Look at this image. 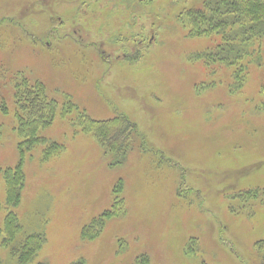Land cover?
Instances as JSON below:
<instances>
[{"label":"rangeland","instance_id":"1","mask_svg":"<svg viewBox=\"0 0 264 264\" xmlns=\"http://www.w3.org/2000/svg\"><path fill=\"white\" fill-rule=\"evenodd\" d=\"M203 1L0 0V226L13 212L16 241L44 240L28 264H259L264 51L240 73L205 59L217 39L180 18ZM23 78L56 100L39 136L61 147L24 152L14 205L3 171L21 160ZM69 101L77 110L65 116ZM78 113H123L137 136L113 154L74 124Z\"/></svg>","mask_w":264,"mask_h":264},{"label":"trees","instance_id":"2","mask_svg":"<svg viewBox=\"0 0 264 264\" xmlns=\"http://www.w3.org/2000/svg\"><path fill=\"white\" fill-rule=\"evenodd\" d=\"M180 18L190 35L217 39L213 49L202 54L209 62L224 63L239 73L245 71L253 62L258 65L262 63L264 0H204L200 6L183 11ZM260 91L264 94V81ZM14 101L16 131L22 137L19 144L21 160L14 168L5 169L3 174L8 202L15 205L19 202L24 184L22 171L24 152L37 143H46L44 153L50 157L61 145L39 136V131L51 124L56 112V100L47 94L43 82L23 78L21 85L18 83L14 88ZM76 110L71 101L65 103L62 108L65 116ZM78 115L74 124L78 125L81 131L91 133L98 143L113 154L124 155L137 136L134 123L123 113L109 119H94L80 113ZM117 186L113 191L120 193L121 182ZM104 212L102 218L108 216L110 211ZM111 214L113 216L114 212ZM12 215L13 212L8 213L3 218V226H0V248L7 251L14 261L13 264H28L44 240L40 236L29 234L24 239L16 241L19 225L17 217ZM90 223L92 224L89 222V225ZM88 228L89 226L85 225L82 231L86 232ZM256 248L260 254L259 264H264V240L258 242Z\"/></svg>","mask_w":264,"mask_h":264}]
</instances>
